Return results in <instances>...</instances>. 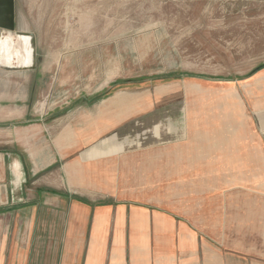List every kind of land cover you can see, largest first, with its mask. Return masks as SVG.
Returning a JSON list of instances; mask_svg holds the SVG:
<instances>
[{"label": "crops", "instance_id": "1", "mask_svg": "<svg viewBox=\"0 0 264 264\" xmlns=\"http://www.w3.org/2000/svg\"><path fill=\"white\" fill-rule=\"evenodd\" d=\"M9 34L0 27V42ZM37 62L0 69V264H264L263 143L217 127L158 159V143L142 159L91 158L128 146L133 125L107 135L153 109L154 93L107 91L98 79L124 70L83 56L81 99L59 109L43 103Z\"/></svg>", "mask_w": 264, "mask_h": 264}, {"label": "rangeland", "instance_id": "2", "mask_svg": "<svg viewBox=\"0 0 264 264\" xmlns=\"http://www.w3.org/2000/svg\"><path fill=\"white\" fill-rule=\"evenodd\" d=\"M14 17V32L5 31L35 37L37 63L48 76L43 103L51 99L61 109L81 99L82 78L73 75L83 56L95 62L103 56L115 61L117 72L124 70L127 76L98 79L107 91L117 85L123 92L154 93L153 109L107 135L133 125L132 132L124 127L133 140L120 143L128 146L92 150L91 158L137 148L142 159L144 146L158 143L150 148L158 159L159 151L196 136L205 143L217 127L262 149L264 0H15ZM3 65L0 60V69ZM62 68L71 76L57 79Z\"/></svg>", "mask_w": 264, "mask_h": 264}, {"label": "bare ground", "instance_id": "3", "mask_svg": "<svg viewBox=\"0 0 264 264\" xmlns=\"http://www.w3.org/2000/svg\"><path fill=\"white\" fill-rule=\"evenodd\" d=\"M35 37L33 34L21 32L9 34L0 42V60L5 65L13 63L30 66L35 57Z\"/></svg>", "mask_w": 264, "mask_h": 264}, {"label": "water", "instance_id": "4", "mask_svg": "<svg viewBox=\"0 0 264 264\" xmlns=\"http://www.w3.org/2000/svg\"><path fill=\"white\" fill-rule=\"evenodd\" d=\"M15 0H0V27L8 31L15 30Z\"/></svg>", "mask_w": 264, "mask_h": 264}]
</instances>
